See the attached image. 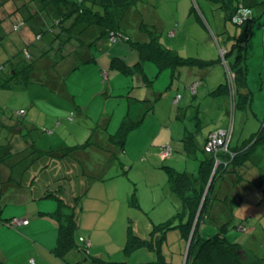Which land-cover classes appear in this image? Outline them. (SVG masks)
I'll use <instances>...</instances> for the list:
<instances>
[{"label":"rangeland","instance_id":"rangeland-1","mask_svg":"<svg viewBox=\"0 0 264 264\" xmlns=\"http://www.w3.org/2000/svg\"><path fill=\"white\" fill-rule=\"evenodd\" d=\"M168 1L139 0L136 8L139 11L146 8L157 11V16L163 23L161 33L162 41L164 46L169 49H172L170 48L172 46L177 49L186 50L188 55H194L196 53V47L200 49L206 47V43H204V38L202 37L203 33L208 37L210 36L211 42H213L215 49H217V44L212 39L214 37L213 34L216 32L214 25L217 22L223 23L225 29L230 34L235 31H240V27L224 19V12L217 6L210 4L207 7L206 4L204 5L203 2L205 0H189L192 8V18H187L184 10H177L176 6ZM177 1L180 3L184 2V0ZM255 9L257 8L252 7L251 10L256 13ZM149 23L151 22L149 21ZM129 24L131 27L134 26L133 21H130ZM182 24H185V26H182ZM131 27L126 29V33L134 41L136 39V28ZM170 32H175L177 36L174 39H170ZM219 37L222 36L218 35L217 38ZM244 42H240V44L243 45ZM116 44H113L115 47L114 50H120L125 53V57H131L129 51H133V48L130 44L124 40H119ZM220 44L223 45L222 39H220ZM225 45H227L226 48L228 47L230 49L232 40H227ZM107 58L106 63L108 66L110 64V58ZM149 67L155 70L156 75V67L148 62L146 68ZM183 68L185 69L186 67ZM214 68L211 67L210 70L212 71ZM216 68L222 70L223 66L219 64V67L216 66ZM175 76L173 88L168 92L174 96L178 95V98H180L183 96L185 87H188L190 78L183 75L179 78V73ZM217 76L219 77L216 71L210 83H213L217 79ZM50 78L51 76L43 70L38 71L37 75L32 77L31 82L24 87L8 89L0 86V107L10 115L18 114L21 117L25 115L24 124L28 125L33 122L36 125L30 137L35 141L38 150L45 152L50 150L58 151L74 145H83L90 138L94 143L105 144L108 134H113L118 129L115 126V122H117V117L121 109L118 107V103L114 101L104 104L102 108V105H100L101 99H97V102L93 103L90 107V99L95 98V95H99L98 98H100L102 94H96L101 93L99 92L98 85L102 84L105 88L107 86L106 80L101 76H93L92 70H75L68 74L66 73V69H64L62 72L56 71L55 78L59 81L60 85L64 83L66 90L63 92L60 90L59 92H55L48 84ZM129 80L126 81L124 79L128 84L131 83ZM218 84H220L219 81L214 84L215 87ZM168 85L169 82L166 83L164 88ZM176 88L177 90H175ZM142 90H145V88ZM138 91L139 89H136L135 86L133 92L138 94ZM119 92L118 90L115 91V93ZM123 92L127 95V90ZM69 96L76 98V106L72 103ZM173 99L165 98V101H162L154 112L147 113L144 121H141V119H143V114L147 109H152L149 108L150 105L144 108L139 118H135L136 112L133 109L134 118L132 119L135 122L140 121L141 126L129 133L124 146L123 164L127 172L124 167L117 164V166L108 168L106 173L112 177L105 181L93 180L84 175V187L88 185V189L80 197L76 241L80 247L84 244L80 239L87 242V258H99L104 262L102 264L186 263L188 243L182 236L181 230L172 229L163 231L160 227L162 223L168 221H175L178 224L181 218H183L182 201L179 197L172 194L167 182V173L163 166L170 165L178 171H185L194 175L198 171L197 160H187L183 157V143L175 140L176 135L171 140L168 128L160 129L169 119L171 122L176 123L175 109L172 104ZM188 99V104H190L191 98ZM222 100L218 102H222ZM202 101L200 102L201 109L203 108L206 112L202 114L201 128L198 131L195 130L197 132L195 134L197 144L199 145V151L197 152L199 159L206 155L203 153L202 140L208 131L214 129L216 131L222 124V120L216 118V104H212L211 101L202 103ZM169 102H171V106H169ZM113 107L116 108L113 116L114 119L106 132L100 127L101 124L97 119H100V116L106 117L111 114ZM192 112L189 113V116L192 115ZM224 114L225 112L221 115L225 117L227 123L224 129H230L229 126L233 128L232 145H242L243 142L248 141L257 132L252 127L253 121L251 118L247 121V110L246 113L243 110H237L235 112V118H231L229 114ZM86 115L94 117L95 120L87 119ZM70 117L73 118L72 121H70ZM188 119H185L186 122L191 124L192 128L195 129L194 123H191ZM247 122H249L248 125ZM177 123L180 126L183 125L182 121ZM159 131H162L160 135L158 134ZM2 140H5V138L0 139V141ZM167 146L171 148L172 154L174 155L172 156L177 157V166L168 161L163 162L161 158L154 156L155 154L159 156L161 149ZM179 156H182V159ZM255 157L261 163L257 167L258 170L261 168L259 175H263L260 187L258 188L260 190V188L264 189L263 146L259 145L257 147ZM89 164L90 162L84 163L86 168L91 170ZM56 168L63 173L61 168ZM81 168L84 169L83 164L79 166L80 170ZM249 175L250 173L243 176L244 183L239 185L240 202H235L234 196H231L228 200L231 205L226 215L229 222L226 224V230L223 231L228 236L229 241L236 242L245 249H252L256 254L262 256L263 250L259 247L257 241L259 238H262V242L264 243V234L258 231L254 234V228L248 229L251 226V216H249L250 219L248 222L250 208L247 206V200L249 199L248 201L251 202L258 198L257 195L254 196L256 193L250 192L249 186L251 183L248 178ZM40 178L39 176L36 179V188L41 184ZM232 178H234L233 175ZM82 182H79L80 185H82ZM219 183L220 181L218 179L214 181L211 193L219 187ZM231 188L235 192L234 186H231ZM58 195L62 196L61 192H58ZM37 199L33 195L31 198H28L27 207L24 206V203L22 206L28 208L30 211H37L41 207L44 212H52L57 206V201L53 198L52 200L46 199L45 202L42 199ZM11 206L16 207V205H6L5 207L9 209ZM209 209L210 219H206V224L200 230L201 237L205 239L213 236L216 231H219L222 225L221 223L218 227H214L215 230H212L213 226L208 223H214L213 225H215V222L211 218V207ZM255 214H258V211ZM43 220L44 222H56L49 215L48 218ZM253 220L254 224L256 220L254 218ZM239 224L244 227L243 230L238 228ZM56 226L58 224L53 229L51 226L45 224L44 229L38 228L37 236L29 241V244L34 247L31 250V254L36 264H64L60 259L55 258L51 252L58 235ZM40 231L44 232L42 233ZM252 234L254 236L250 239V235ZM46 245L48 248H43ZM82 259V255L71 254L67 257L69 263H75ZM80 264L92 263L87 261Z\"/></svg>","mask_w":264,"mask_h":264},{"label":"trees","instance_id":"trees-1","mask_svg":"<svg viewBox=\"0 0 264 264\" xmlns=\"http://www.w3.org/2000/svg\"><path fill=\"white\" fill-rule=\"evenodd\" d=\"M212 1L221 5L226 14L225 18L232 23L231 18L238 9L242 8L240 4L242 0ZM136 3L137 0H0V86L8 89L24 87L31 82L38 71H43L40 68L42 63H50L55 68L70 53L75 52L77 47L94 44L95 42H88L85 37V32L89 29L98 30L94 41L105 39L110 45L118 40H124L132 46L138 56L135 64L129 66L118 58H112L109 64V69L118 70L126 75L141 72L145 62L155 65L158 72L166 69L174 70L182 66L193 68L205 64L212 65L210 62L184 57L165 47L161 41L160 29L152 21L156 18L155 12L148 8L137 11L140 24L136 29V39L133 41L126 33V29L131 27L130 19L128 20L129 12L135 8ZM256 6H261L264 10V1ZM255 22L256 18L249 16L243 23L237 25L240 27V34L235 38L232 48H236L238 54L229 68L232 80L230 82L226 79L225 83L220 84L213 92L215 95H220L233 89L238 97L237 108L243 107L244 104L246 106L247 98H250L246 84L247 56L245 45H241L240 42L249 39ZM26 30L30 33L32 31L33 34H25ZM113 39L115 42H112ZM6 118L9 120L6 128L13 139L24 137L29 140L23 151L27 153V158H31L32 163L40 165L43 172L55 166L63 170V175L56 180L53 190L48 189L46 194V197H52L57 201L55 211L49 214L58 224L56 243L51 251L54 257L64 264H80L87 261L92 264L104 263L99 258H87V242L80 239L84 243L80 247L76 241L80 197L88 189V185L84 187V175L93 180L105 181L112 177L106 173L108 168L119 164L125 169L124 146L129 133L136 129L140 122L124 117L117 131L108 134L105 144L94 143L90 138L83 145L45 152L38 150L35 141L30 137L35 130L33 126L24 124L20 115ZM101 128L104 131L106 129ZM182 143L185 157L198 161V171L194 175L178 171L170 165L163 166L172 194L182 201L183 218L178 224L175 221L162 223L161 230H181L182 236L188 243L185 264H264L261 256L228 240V236L223 231L226 230V224L229 222L227 217L221 222L222 225L217 221H214L215 225L208 223L213 226H210L212 230L221 225L213 236L205 239L200 233L201 227L206 224V219H210L209 208L212 209L211 189L214 181L224 174L227 167H232L233 173H237L236 176L240 177L238 168L246 162L249 153L259 145L264 147V122L260 130L248 141L237 148L229 146L234 156L231 158L227 154H221L219 157L222 164L215 169L214 157L205 153L204 149L203 153L206 155L201 159L197 157L199 147L192 134H186L182 138ZM89 162L91 170L84 165ZM82 164L84 169L80 170L79 166ZM259 177L260 180L256 183L258 187L263 175ZM79 180L83 181L82 185ZM58 192H61L62 196L58 195ZM64 210L68 213L65 214ZM211 218L214 220L213 215ZM238 228L243 230L244 227L239 224ZM71 254L82 255L83 259L69 263L67 257Z\"/></svg>","mask_w":264,"mask_h":264},{"label":"crops","instance_id":"crops-1","mask_svg":"<svg viewBox=\"0 0 264 264\" xmlns=\"http://www.w3.org/2000/svg\"><path fill=\"white\" fill-rule=\"evenodd\" d=\"M138 1L139 0H137V3ZM168 2L174 4L177 10H184L187 18H192V8L190 6L189 0H184L183 3H180L177 0H169ZM260 2L263 1L242 0L240 3L242 8H246L248 10H251L252 7L257 8L255 9L256 13L251 10L250 16L255 17L256 22L251 30L249 39L243 43L245 45V54L247 56V94H249L248 96L250 98H247V105L245 106L244 104V106L241 108H237L236 98L238 97L234 94L233 89L229 90L226 94L215 95L213 93L220 84L225 83L226 79L230 80V64L234 63L238 54V50L236 48H232V46L230 49H228V47L226 48L227 45H225V42L227 40H232L233 45V43L235 42V38L238 37L240 31H235L230 34L228 33L227 29H225L224 24H221V22L215 23L214 28L216 32L214 31L215 34H213L214 37H212V39H214L217 44V49H215V45L213 44V42H211L210 36L208 37L204 33L202 37L204 38L203 40L204 43H206V47L203 49L196 47V53L194 55H188L186 50L177 49L170 46V48H172L171 50H176V52L184 57L195 58L203 62H210L212 63L211 66L205 64V66L200 65L193 68L189 66H182L174 70L166 69L160 72H158L157 70V73L155 75V70L150 67L146 68L148 62H145L142 65L141 72H136L132 75H126L122 72H119L118 70L109 69V64L107 66L106 63V58L108 56L107 59L110 58V60L112 58L122 59L129 66H132L137 62L138 59L136 51L130 50L131 52L129 51V54L131 55V57H125V53H123L122 51L114 50V45H117L116 43L119 40L115 42L114 45L110 43V45H108L105 39H98L94 41V37L97 36L98 30L89 29L85 32V37L87 38L88 42H95L94 44H90L87 47H77L75 49V52L70 53L68 57L61 61L55 68L52 67V64L47 62L42 63L40 68L46 71L47 74L51 76L48 84L55 92H59V90L63 92L66 90L64 83L63 85H60L59 81L55 78L56 71L62 72V70L66 69V73L69 74L70 72L75 70L86 69L92 70L93 76L97 75L105 79L107 86L104 88L102 84L98 85L99 92L101 93L96 94L102 95H100V98H98L99 95H95V98H91L90 107L93 105V103L97 102V99H101L100 105H102V108L104 107V104L110 101L117 102V105L118 107H120L121 112L117 117V122H115L116 128H118L117 126H120L124 117H129L131 119L134 118L133 109L136 112L135 118H139L140 113L144 110V108L150 105L149 108L152 109H147L143 114V119H141V121H144L147 113L154 112L156 107L162 101H165V98H174L172 100V104L175 109L174 111L176 123L171 122L169 119L160 128H168L171 140H173L174 135H176L175 140H179L180 142H182V138L186 134L190 133L194 136V140L197 144L195 135L197 132H195V130L198 131L201 128L202 114L206 112V110H204L203 108L201 109V100H203L202 103L211 101L212 104H216V118L222 120V124L219 129H224L227 126L225 117L221 116L222 113L225 112V114H229L231 118H235V112L237 110H243L245 111V113L247 110V121L249 118H251V120L253 121L252 127L255 131L257 130L258 132L264 122V10L261 8V6H256ZM203 4H206L207 7L210 4L217 6L219 9H221V11L224 12V19L226 21H229L227 20V18H225V11L221 8V5L218 4V2L205 0ZM136 5L135 8L130 10L128 20L130 19V21H133V27L138 29L140 21ZM153 11L155 12L156 18L152 19V21L153 23H155V25H157L158 29H160V32L162 33V20H160L157 16V11ZM232 19L233 17L231 18V20ZM185 24H182V26H185ZM233 24L235 26L238 25L236 23ZM25 34L32 35L33 33L32 31L30 33L26 30ZM218 35L222 37L217 38ZM169 36H171L170 39H174L177 34L175 32H170ZM48 39H50V37H48ZM220 39H222L223 45L220 44ZM223 50L226 51V54L224 56H221V51ZM109 54H111V56H109ZM219 64L222 65L224 69L222 68V70H220V68H216V66L219 67ZM183 67L186 68L184 69ZM211 67L215 68L211 71ZM216 71L218 72L219 77L217 76V79L213 83H210V80L212 79V76ZM177 73H179V78L181 77V75L188 76L190 78V83L188 84V87H185L183 96L180 98H178V95L174 96L168 92L173 88V80L176 78L175 75ZM124 79L126 81L130 79L129 81L131 83L128 84V82L124 81ZM160 81L161 84L159 85ZM218 81L220 82V84L215 87L214 84ZM167 82H169V85L164 88ZM193 84H198V86L195 92L191 93L190 86ZM135 86L136 89H139L138 94L133 92ZM143 88H145V90H142ZM117 90L120 92L115 93V91ZM125 90H127V95H125V93L123 92ZM175 90H177V88ZM69 98L75 105L76 98H71V96H69ZM188 98H191L190 104H188ZM220 98L223 99L222 102H218L221 100ZM169 106H171V102H169ZM115 109L116 108L113 107L111 114L106 117L100 116V119H97L101 124L100 126L106 128V132L109 125L114 119L113 116L115 113ZM191 111H193L191 113L192 115L189 116V113ZM7 116L12 115H10L2 107H0V139L5 138V140L0 141V262L3 264H29V261L33 260L34 264H36L35 259L32 258L31 254V250H33L34 247L29 244V241L37 236L38 228L44 229L45 224L55 229V225H57V222H44L43 220L48 218V215L55 210L52 212H44L40 207L39 209H37V211H30L25 207H27L28 205V198H31L33 195L38 198L37 200L42 199L44 200V202L46 199L52 200V197H46L48 189L51 191L53 190L56 185L54 183L59 177L63 175V173L60 172L58 168H56L57 166L51 167L47 172H43L40 169V165L32 163L31 158L26 157L27 153L24 152L23 149L28 145L29 140L24 137H16L14 139L12 138L11 134L6 128L9 124V120L6 118ZM24 117L25 115L21 117L22 122L24 121ZM86 118L95 120V118L90 117V115H86ZM187 118H189L188 120L191 123H194V128L196 127L195 129L192 128L191 124H188L186 122L185 119ZM179 121H182L183 125L180 126V124L177 123ZM248 123L249 122H247V125ZM30 125L34 128L36 127L33 122H31ZM140 126L141 124L139 123L137 129ZM229 127L231 130L230 146L232 148H237L239 146L238 144H236L235 146L231 144L233 139V128L232 126ZM214 130L208 131L207 135L202 140V146H204L207 136ZM161 132L162 131H159L158 134L160 135ZM197 146L199 147L198 144ZM40 149L45 150L43 148ZM256 149L257 147L249 153L246 162L238 168L240 177L236 176L237 173H233L234 171L232 170V167H227V169L224 170V174H222L218 178V181H220L219 187L213 191V201L211 203V206L212 215L214 216L213 221H217L218 223L223 222L227 217L226 215L229 212V208H231L228 200L231 198V196H234V201L237 203L240 202L241 198L239 199V197L241 196L239 194V185H242L244 183L243 176H246L248 173H250L248 177L251 183L249 189L251 193H256L254 194V196L257 195L258 198H256V200L251 199L253 200L251 202L248 201L249 199L247 200V206L250 208L248 213V222L250 219L249 216H251V226H249L248 229L254 228V234L256 231L262 232L264 234V189L260 188L259 190L258 188L260 187V184L259 187L256 185V183H258V181L260 180L259 174L261 173V168L259 170L257 168L261 165V163L255 157ZM172 155L173 154H171L168 159L162 161H168L174 163L177 166V157H173L174 155ZM182 155L183 157H185L184 153ZM154 156L160 158V155L158 156V154H155ZM179 157L182 159V156ZM186 159L188 160V158ZM232 175L234 176V178H232ZM37 176L41 177V184L36 188V179H38ZM231 186H234L235 192L232 191ZM23 203L25 207L22 206ZM6 205H16V207L11 206V208L6 209ZM256 211H258V214H255ZM64 213L66 214L68 213V211L64 210ZM50 218L52 217L50 216ZM253 218L256 220L254 224ZM12 219H28L29 224L26 226L9 228L7 226V222ZM57 227L58 226H56V228ZM248 229L247 231H249ZM40 232L43 233L44 231ZM254 234L250 235V239L254 236ZM257 242L259 243V247L263 250V257H261L264 258V243L262 242V238H259ZM43 248L48 247L46 245V247ZM247 250L255 253V251L252 249L247 248Z\"/></svg>","mask_w":264,"mask_h":264},{"label":"built area","instance_id":"built-area-1","mask_svg":"<svg viewBox=\"0 0 264 264\" xmlns=\"http://www.w3.org/2000/svg\"><path fill=\"white\" fill-rule=\"evenodd\" d=\"M248 11V9L246 8H241L238 9L235 13V15H233V18L237 16V14L239 13L241 18H243L244 14ZM233 20V19H232ZM244 22V21H243ZM233 23L236 24H241V23H237L234 22ZM112 42H115V40L113 39ZM226 54V51L223 50L221 51V56H224ZM232 80V75H230V82ZM198 84H193L190 86V91L191 93H194L196 88H197ZM72 117H70V121H72ZM230 139H231V130L230 129H221V130H216L211 132L206 139V142L204 144V152L207 154H211L215 161H214V169L222 164V161L220 160V155L221 154H227L229 155L231 158L234 156V153H232L230 151ZM172 154V150L170 147H163L160 151V158L161 160H166L168 159ZM226 166V165H225ZM29 224L28 219H12L10 221L7 222V226L9 228H16L19 226H26ZM29 264H34V261L31 260L29 261Z\"/></svg>","mask_w":264,"mask_h":264},{"label":"clouds","instance_id":"clouds-1","mask_svg":"<svg viewBox=\"0 0 264 264\" xmlns=\"http://www.w3.org/2000/svg\"><path fill=\"white\" fill-rule=\"evenodd\" d=\"M251 15V10H248L243 18H241L240 14L238 13L236 17L233 18L234 22H237V23H243L244 19H247L249 16Z\"/></svg>","mask_w":264,"mask_h":264}]
</instances>
